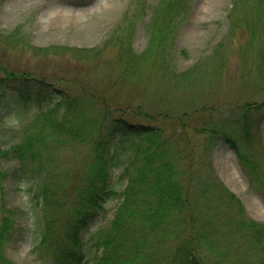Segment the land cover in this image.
Listing matches in <instances>:
<instances>
[{
  "label": "rangeland",
  "instance_id": "1",
  "mask_svg": "<svg viewBox=\"0 0 264 264\" xmlns=\"http://www.w3.org/2000/svg\"><path fill=\"white\" fill-rule=\"evenodd\" d=\"M159 2L0 0V77L4 78L0 87V150L8 152L0 158V170L8 174L0 179V223L6 215L16 222L15 238L6 242L3 249L4 255L14 263L54 264L39 259L34 251L44 224L42 207L36 204L38 187L29 179L24 162L14 159L11 153L40 105L47 109L57 101L54 100L57 92L43 81L73 98L82 99L92 112H97L101 106L98 103L90 105L81 88L109 97L114 107L124 108L127 103L135 105L138 100L155 115V121L134 116L129 119L143 124L152 122L175 144L180 155L172 160L180 169L192 172L190 181L188 175L180 173L179 176L189 186V194L196 198L197 206L203 198L201 190L205 182L216 178L220 188L223 184L237 196L250 218L264 224V111H249L246 106L264 101V77L261 78L257 55L264 49V41L249 44L250 32L242 26L232 31L233 0H190L176 38L167 42L165 53L156 63L148 56L152 46L149 47L151 23L149 29L148 25L152 7ZM139 11L144 12L141 18L134 16ZM129 17L138 21L129 23ZM132 29V36L126 37L127 42L120 46L123 34L126 36ZM128 44L143 55L131 58ZM219 45L222 65L211 57ZM169 46L174 51L166 60ZM129 63L134 66L132 73L138 76L123 79V73H128L125 65ZM197 64L202 66L201 72L204 70L198 75L199 79L173 72L185 74ZM25 77L33 79L26 84ZM144 87L147 90L142 92ZM203 107L207 108L203 113H194L200 114L199 119L190 122L183 141L179 137L181 126L164 118L167 113L174 118ZM246 120L251 126L243 129ZM202 125L204 129L201 130ZM213 129H222L234 139L240 155L223 134H212ZM84 145L54 148L53 159L47 164L52 179L66 183L68 196L78 185L81 171L90 158L89 146ZM123 148L125 146H119L118 150L125 151ZM126 149L129 150L127 145ZM242 156L260 164L261 179L248 171ZM123 167L122 163L116 165L112 177V188L118 193L124 191L128 181V177L122 175ZM212 192V205L207 201L205 204L202 199L200 204L207 209L198 211L192 219L198 224L211 223L217 227L219 239L214 238L215 243L227 246L233 240L239 249L228 255V247L213 249L207 244L202 249L204 258L213 263L245 264L250 260L244 251L248 239L240 237L235 224L227 232L219 217V214L228 213L236 223L238 209L227 200L219 201L220 191ZM107 197L95 218L82 231L85 258L92 264L102 254L97 236L111 224L122 201L121 195ZM56 214L64 216L59 209Z\"/></svg>",
  "mask_w": 264,
  "mask_h": 264
},
{
  "label": "trees",
  "instance_id": "2",
  "mask_svg": "<svg viewBox=\"0 0 264 264\" xmlns=\"http://www.w3.org/2000/svg\"><path fill=\"white\" fill-rule=\"evenodd\" d=\"M190 3V0H160L152 7V18L148 25L149 29L151 23L149 47L151 44L152 46L148 56L156 63L165 53L167 42L176 38ZM230 13L234 16L232 31L239 30L242 26L250 32L249 44L254 45L256 40L264 41V0H233ZM143 15L142 11L134 13L139 18ZM137 21L129 17V23ZM133 31L134 29L127 32L126 36L123 34L120 46L127 42L126 37H131ZM131 46L132 44L127 45L131 50V58L143 55L135 52ZM173 51L169 46L166 60ZM257 55L263 78L264 49ZM211 57L223 64L221 45L215 48ZM125 68L128 73H123V79L138 76V73L131 71H134L132 63L125 65ZM201 68L197 64L185 74L173 72L199 79L201 77L198 75L204 71L201 72ZM24 79L28 84L33 78ZM193 81L190 83L193 84ZM43 83L57 92L54 99L57 101L47 109L40 105V110L24 127L21 141L11 151L14 159L24 162L28 168L29 179L37 183L36 204L42 207L44 217L43 232L39 244L34 247L39 259H47L54 264H92L85 258L82 231L95 218L107 196L121 195L122 201L111 224L97 236V244L102 247V254L95 264H228L205 260L202 252L204 245L209 244L213 249L223 247L224 250L228 247V255L239 247L233 240L227 246H220L213 240L219 239V232L215 230L217 227L211 223L198 224L196 219H192L198 211L207 209L200 201L204 199L205 204L207 201L212 205V191L218 190L219 201L227 200V203L238 209L239 219L236 223L231 221L228 213L219 214V217L223 220L222 226L227 227V232L235 224V230L240 237L248 239L244 251L250 260L245 264H264V224L250 218L237 196L229 192L223 184L220 188L215 182L216 178H209L205 182V187L201 190L203 198H200L197 206L196 198L189 194V186L179 176L180 173L188 175L190 181L192 172L180 169L172 160L180 155L175 144L166 139L163 130L152 122L143 124L129 119L134 116L155 121V115L145 109L141 102L137 100L135 105L127 103L124 108L114 107L109 97L101 96L98 91L81 88L88 96L90 105L98 103L101 106L100 110L92 112L82 99L73 98L50 83ZM3 84L4 78L0 77V87ZM146 90L144 87L142 92ZM246 106L249 111H264V101ZM206 109L203 107L174 118L167 113L164 118H170L181 126L179 137L183 141L187 133L185 129L191 127L190 122L199 119L200 114L194 113H203ZM250 126L246 120L243 129ZM200 129H204L203 125ZM216 133L223 134L238 156L240 155L234 139L222 129H213L212 134L217 135ZM128 140L132 147L128 145ZM79 144L89 146L90 158L81 171L78 185L74 186L72 194L68 196L66 183L55 182L47 171V164L53 159L54 148H72ZM119 146H125V151L118 150ZM7 153L0 150V158L7 156ZM242 160L248 171L261 179L260 175L263 173L260 172V164L244 156ZM121 163L124 166L122 175L128 177V181L124 191L118 193L112 188V177L115 166ZM7 175L0 170V179ZM56 209L62 210L64 216H57ZM212 216L215 218V215ZM17 230L15 220L8 215L3 216L0 223L1 264H16L4 255L3 249L15 238ZM60 230L63 231L62 234ZM203 242L206 244H202Z\"/></svg>",
  "mask_w": 264,
  "mask_h": 264
}]
</instances>
